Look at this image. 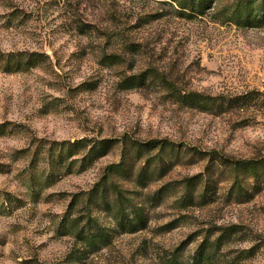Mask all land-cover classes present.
Returning a JSON list of instances; mask_svg holds the SVG:
<instances>
[{"label": "rangeland", "instance_id": "rangeland-1", "mask_svg": "<svg viewBox=\"0 0 264 264\" xmlns=\"http://www.w3.org/2000/svg\"><path fill=\"white\" fill-rule=\"evenodd\" d=\"M26 51L46 56L25 70L0 69V264H164L177 248L187 261L222 231L206 264H264V26L187 19L159 0H0V63ZM148 69L204 93L207 106L184 103L152 76L126 87ZM81 138L114 142L85 162L82 144H61ZM129 139L176 149L147 185L120 171L121 184L139 201L169 189L146 205L150 222L138 232L97 212L112 242L80 253L82 242L68 233L82 214L74 195L123 156L140 164L137 149L124 147ZM252 159V176L234 163ZM201 172L206 197L176 201L182 179Z\"/></svg>", "mask_w": 264, "mask_h": 264}, {"label": "trees", "instance_id": "trees-1", "mask_svg": "<svg viewBox=\"0 0 264 264\" xmlns=\"http://www.w3.org/2000/svg\"><path fill=\"white\" fill-rule=\"evenodd\" d=\"M165 4L172 6L173 11L180 17L187 19L212 14L215 20L237 25L238 27H262L264 26V0H159ZM85 31V30H83ZM0 69L5 72H17L25 70L26 67L36 62L43 56L44 53L38 51L32 52H13L2 54ZM26 56V59L24 57ZM111 56H109L110 58ZM157 73V72H156ZM152 70H145L139 75L130 76L124 80L126 87L136 88L145 85L150 76L159 79V84L162 88L177 92L184 103L194 106L206 107L208 104V96L199 91L184 90L174 87L168 76L157 73L152 75ZM114 141L109 138L89 139L81 138L75 142H63L62 145L74 147L82 144L85 147L82 160L91 162L94 159L106 154L109 147ZM90 144V146H89ZM133 146L139 152L134 158L135 164L140 161V164L129 165L126 158L123 156L119 162L109 164L103 171L101 177L86 190L76 193L71 206L81 204L82 214L71 221V229L68 231L80 242H82V250L80 253L87 251L98 250L112 242L113 234L111 228L100 223L96 213L105 211L110 215L117 228L125 232H138L147 228L150 217L146 212V205L154 200V204H159L162 195L160 193L169 189V183H165L155 193L156 196L147 197L148 199L139 201L133 195L134 191L124 187L119 177V172L122 171L128 179L133 177L138 185H147L152 177L151 172L160 170L165 173L164 169L172 161V156L175 154V145L167 140L151 139L148 141H139L135 139L124 140V147ZM147 154V156H146ZM221 159L224 158L221 156ZM251 162L244 161L234 162L235 166H246L248 172L245 174L252 176L258 174L257 160L252 159ZM137 166V167H136ZM152 167V169H150ZM241 171V170H240ZM239 173V172H238ZM237 173V174H238ZM204 173L201 172L191 177L182 179V193L178 195L176 201L181 202L184 206L188 202L195 204V193L198 192V186L202 181ZM208 183L202 186L199 191L200 198L206 197V189ZM149 196V195H148ZM175 220L166 223L164 228H171L175 224ZM224 233L210 241V235L200 242L189 260L182 261L176 255L177 248L172 256L168 257L164 264H206L212 260L213 252L220 244Z\"/></svg>", "mask_w": 264, "mask_h": 264}]
</instances>
